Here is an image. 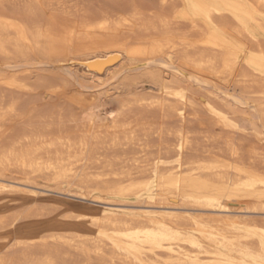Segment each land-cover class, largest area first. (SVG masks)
Wrapping results in <instances>:
<instances>
[{
	"label": "bare ground",
	"instance_id": "bare-ground-1",
	"mask_svg": "<svg viewBox=\"0 0 264 264\" xmlns=\"http://www.w3.org/2000/svg\"><path fill=\"white\" fill-rule=\"evenodd\" d=\"M94 1L0 0V207L42 178L152 189L199 215L86 216L81 231L63 221L5 237L0 255L264 264V226L242 216L264 215V0ZM45 211L9 209L0 232L42 225Z\"/></svg>",
	"mask_w": 264,
	"mask_h": 264
},
{
	"label": "rangeland",
	"instance_id": "rangeland-1",
	"mask_svg": "<svg viewBox=\"0 0 264 264\" xmlns=\"http://www.w3.org/2000/svg\"><path fill=\"white\" fill-rule=\"evenodd\" d=\"M98 1L99 0H95L94 2H96V4H99L102 0L99 2ZM80 72L82 73L83 71L80 70ZM113 74L114 72L112 73V75ZM99 89L98 91H100L102 97H106L107 93L108 96L109 94L112 95V93L113 94L115 93V91L111 89L109 91L108 87L107 88L102 87ZM114 107H115L114 103L109 102V104L105 106V109L107 112H110L111 109L112 110L114 109ZM15 176L17 177L18 175ZM55 186L56 184H54V182L48 179H42V178L38 179L36 187H32V188L23 187V190H21L22 192L14 195L15 204H13L11 207L9 208L8 206L0 207V215H6V212L9 209L20 210V211L24 210L27 206L40 205L47 208V211L44 212V216H43L44 223L42 225H38L35 223H27L24 226L21 225L16 229L4 230L0 232L1 244L4 242L3 238L5 237H6L5 240L9 242V245H11L15 241L19 233L30 234L34 230H37L41 227L42 228L49 227L51 225H56L57 223H61L63 221L64 222L69 221L70 223L73 224L74 229H78V231L79 230L81 231L83 228H85L83 219L86 216H91V217L94 216L98 218H111L119 221H131L135 223H141L147 220H153L155 218L167 225H171V220H170L171 213L179 211L178 213L199 215L197 211H193L190 209L182 210L179 207H176L175 205H173L170 198L165 201L166 203L164 205H158L159 201L156 200L158 198V194L152 189H147L142 191L140 195H138L137 197H129L126 196L123 192L128 189L127 187L129 185L120 187V185L119 186L114 185V183L111 181L107 186L100 187L102 189H100L99 186L98 187L93 186L88 190L80 186L68 187L64 184L57 185V187ZM168 193L167 196H169ZM0 199H2L1 196ZM251 205L253 206V204ZM246 206L249 207L250 204ZM246 206L245 208H247ZM249 214L250 213L242 214V216L247 219L250 218L252 219L254 217L253 219L256 218L254 222L255 224H258V226L260 227L264 226L263 224L264 222L262 221L264 220V215L255 213L256 215L253 214L251 217V215ZM257 214L261 216L257 217L258 216ZM65 215H71L72 217L67 219ZM260 220L263 223H261ZM90 232L93 235H97L94 229H92ZM48 234H49L48 232L44 231V235L46 236L45 242H51V240L47 237ZM102 236L103 237L101 238H104V235ZM70 254L71 255L69 256L72 262L71 260L70 261L68 260L69 258L68 256L64 261V263L62 264H73V262L75 264L76 263L81 264L80 262L83 260L81 256L80 257L82 260L79 258L77 253H73V251H71ZM75 254L76 256L74 257ZM15 255L16 254L10 255V253H6V254H1L0 256L3 257V262L5 258L7 259L6 262H4L5 264H16V260L14 259H13L14 262L12 263L10 262V260ZM36 257L38 258L41 256L37 255ZM78 258L81 261H79ZM74 259L75 261L78 262H75ZM67 261H69L70 263ZM83 264H85V262Z\"/></svg>",
	"mask_w": 264,
	"mask_h": 264
}]
</instances>
